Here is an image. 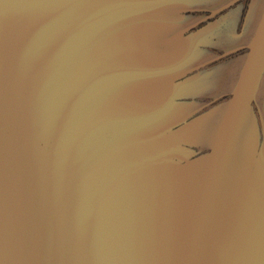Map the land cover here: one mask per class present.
I'll return each instance as SVG.
<instances>
[{"label":"water","instance_id":"1","mask_svg":"<svg viewBox=\"0 0 264 264\" xmlns=\"http://www.w3.org/2000/svg\"><path fill=\"white\" fill-rule=\"evenodd\" d=\"M178 1L0 0V264H264V11L198 113Z\"/></svg>","mask_w":264,"mask_h":264},{"label":"flooded vegetation","instance_id":"2","mask_svg":"<svg viewBox=\"0 0 264 264\" xmlns=\"http://www.w3.org/2000/svg\"><path fill=\"white\" fill-rule=\"evenodd\" d=\"M175 25L187 30L183 36L199 33L192 39L196 66L185 77L205 74L206 87L194 98L202 104L200 112L224 104L246 54L247 45L264 11V0H179ZM195 38V37H193ZM264 98V73L257 101ZM191 100V99H190ZM189 101V100H187ZM205 104V105H203Z\"/></svg>","mask_w":264,"mask_h":264}]
</instances>
